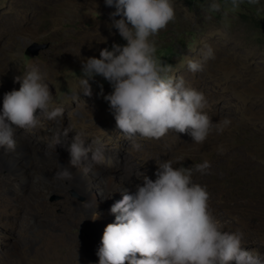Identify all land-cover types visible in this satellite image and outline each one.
I'll return each mask as SVG.
<instances>
[{"label": "rangeland", "instance_id": "obj_1", "mask_svg": "<svg viewBox=\"0 0 264 264\" xmlns=\"http://www.w3.org/2000/svg\"><path fill=\"white\" fill-rule=\"evenodd\" d=\"M174 8L175 19L153 37L156 54L172 66L170 74L204 94L202 111L213 122L230 121L202 143L171 129L156 142L126 137L115 128L103 100L111 87L99 75L89 81L90 96L79 93L80 60L125 43L109 27L115 9L104 0H0V18L15 17L0 31V84L18 89L13 77L35 64L63 109L43 129H17L15 151L0 148V264H97L101 219L114 220L115 201L107 196L134 191L143 176L155 179L165 159L174 167L207 160L208 169L193 171L192 180L206 186L210 211L223 230L243 233L241 247L264 256V0H243L235 10L223 3L216 12L207 11V0H174ZM205 45L213 58L201 71H189L186 60L198 59ZM35 47L42 49L32 56L28 50ZM64 128L70 132L54 147L53 131ZM77 132L90 149H103L86 174L68 163ZM120 142L136 152L119 153ZM177 156L183 157L178 164ZM60 165L71 179L55 178Z\"/></svg>", "mask_w": 264, "mask_h": 264}, {"label": "clouds", "instance_id": "obj_2", "mask_svg": "<svg viewBox=\"0 0 264 264\" xmlns=\"http://www.w3.org/2000/svg\"><path fill=\"white\" fill-rule=\"evenodd\" d=\"M242 2L207 0V11H219L223 3L235 10ZM104 4L115 9L109 14V27L125 43L100 49L99 58L80 60L79 93L90 96L89 81L103 77L111 87L103 100L115 128L126 137L158 139L171 129L202 143L213 129L222 131L230 121L213 122L202 111L204 94L182 76L170 74L172 66L156 54L153 37L175 19L174 0H104ZM213 56L212 48L205 45L198 59L186 60L188 70L201 71ZM45 79L46 73L35 64L13 77L19 88L5 92L0 103V148L15 151L17 129H43L45 121L62 114ZM69 132L68 128L53 131V146ZM67 152L69 165L85 174L103 159L102 146L90 149L80 132L72 135ZM182 160L175 157L177 164ZM208 167L207 160L174 167L173 160L165 159L157 165L155 179L143 176L142 185L132 192L125 190L110 207L114 220L103 228L97 264H264L260 253L241 247L242 232L223 230L209 209L206 186L193 182V171L203 173ZM54 176L69 180L72 172L60 165ZM97 215L93 213L92 219Z\"/></svg>", "mask_w": 264, "mask_h": 264}, {"label": "bare ground", "instance_id": "obj_3", "mask_svg": "<svg viewBox=\"0 0 264 264\" xmlns=\"http://www.w3.org/2000/svg\"><path fill=\"white\" fill-rule=\"evenodd\" d=\"M15 21V17H14V15H13V13L12 14H9V13H7L4 17H1L0 18V31H3V30H6L9 26H11L12 24H13V22ZM70 46V45H69ZM60 48H62V49H64L65 48V46H61ZM10 88H11V86H9ZM8 88V86L7 85H5V84H0V92H7V91H10V90H8L7 89ZM12 89H14V87L12 88ZM0 103H2V99H0ZM109 127V126H108ZM111 128V127H110ZM114 130V129H113ZM102 136V135H101ZM110 137H111V135H110ZM92 138V137H91ZM107 139V138H106ZM105 139V140H106ZM145 139V138H144ZM143 139V140H144ZM159 139V138H158ZM108 140V139H107ZM154 141L156 142L157 141V139H154ZM153 140H152V144H153V142H154ZM130 142V141H129ZM119 153H122V152H126V153H135L136 151L135 150H133V147L131 146V144H127V143H125V142H120L119 144ZM116 147V146H115ZM144 148V147H143ZM116 150V149H115ZM141 150V149H140ZM146 151V150H145ZM145 151H144V153H145ZM141 152H143V150L141 151ZM147 152V151H146ZM58 153V152H57ZM104 178H106V177H104ZM104 178H102V179H104ZM198 181L199 182H201V181H204V179L202 178V177H199L198 178ZM139 184V183H138ZM125 190H123V189H120V193H119V195L118 194H109L108 196H107V198H109V199H111L112 201H115V202H117L119 199H121V197H122V194H123V192H124ZM105 215L106 214H104V216H103V218L101 219L102 220V222H103V228L106 226V217H105ZM109 221V220H108Z\"/></svg>", "mask_w": 264, "mask_h": 264}, {"label": "water", "instance_id": "obj_4", "mask_svg": "<svg viewBox=\"0 0 264 264\" xmlns=\"http://www.w3.org/2000/svg\"><path fill=\"white\" fill-rule=\"evenodd\" d=\"M42 49V47H35L28 50L30 55L35 56L38 54L39 50Z\"/></svg>", "mask_w": 264, "mask_h": 264}, {"label": "trees", "instance_id": "obj_5", "mask_svg": "<svg viewBox=\"0 0 264 264\" xmlns=\"http://www.w3.org/2000/svg\"><path fill=\"white\" fill-rule=\"evenodd\" d=\"M256 7V6H255Z\"/></svg>", "mask_w": 264, "mask_h": 264}]
</instances>
